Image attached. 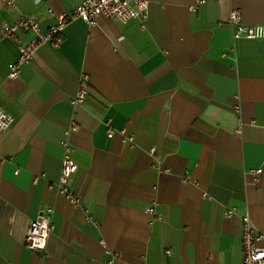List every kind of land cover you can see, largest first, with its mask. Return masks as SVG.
Returning a JSON list of instances; mask_svg holds the SVG:
<instances>
[{
	"label": "crops",
	"instance_id": "1",
	"mask_svg": "<svg viewBox=\"0 0 264 264\" xmlns=\"http://www.w3.org/2000/svg\"><path fill=\"white\" fill-rule=\"evenodd\" d=\"M80 1L0 0V104L13 116L0 137V264H242L243 211L264 245V38H233L227 19L264 24V0H149L146 19L74 18L8 77L34 33L2 27L28 15L45 31ZM81 73L89 92L72 105ZM106 121L133 140L108 137ZM65 140L85 209L49 187ZM46 209L40 253L23 239Z\"/></svg>",
	"mask_w": 264,
	"mask_h": 264
},
{
	"label": "built area",
	"instance_id": "2",
	"mask_svg": "<svg viewBox=\"0 0 264 264\" xmlns=\"http://www.w3.org/2000/svg\"><path fill=\"white\" fill-rule=\"evenodd\" d=\"M6 3H12V0H5ZM204 0H194L192 7H196L203 3ZM149 0H82L74 8L73 11L60 14L57 24L43 31L39 23L31 16L20 15L11 25L3 26L1 31L3 35H12L17 29L29 30L34 33L32 40L27 43L18 45V56L15 61L8 64V77L14 78L19 74V68L23 63L28 62L37 48L48 43L52 46H57L63 39V27L67 22L74 18H81L89 23L93 22V17L101 15L106 18H115L122 22L130 21V19L139 17L146 19L148 15ZM52 13V10H48ZM228 23L234 26L232 29L233 38H249L260 39L264 38V24H244L240 22L239 14L233 10L229 17ZM78 79L76 93L70 97L69 101L72 105L80 104L84 101L89 92L88 74L81 73ZM13 122V116L9 114L0 104V137ZM107 136L113 137L115 132L121 134L123 140H133L132 135L127 134L124 129L115 130L109 121H106ZM76 126L72 120L71 126L67 129V133L75 130ZM63 154L61 160L60 174L56 182L50 183L49 187L64 195L73 205L85 209L81 196L74 191L70 186V177L78 168L76 161L72 157V146L69 141L62 142ZM261 172V169L256 171ZM189 176L184 174V179ZM150 213L154 212L152 207L147 209ZM51 210L46 209L40 215L28 223L24 234V245L43 253L46 249L47 240L50 232L54 228L52 221ZM235 213L232 207H226V216H231ZM89 221L95 222L89 215L86 216ZM242 222V247H243V262L242 264H264V245H258L257 240L261 237L257 228L252 221L247 210L240 214ZM116 255V253H114Z\"/></svg>",
	"mask_w": 264,
	"mask_h": 264
},
{
	"label": "water",
	"instance_id": "3",
	"mask_svg": "<svg viewBox=\"0 0 264 264\" xmlns=\"http://www.w3.org/2000/svg\"><path fill=\"white\" fill-rule=\"evenodd\" d=\"M39 252V251H38Z\"/></svg>",
	"mask_w": 264,
	"mask_h": 264
}]
</instances>
